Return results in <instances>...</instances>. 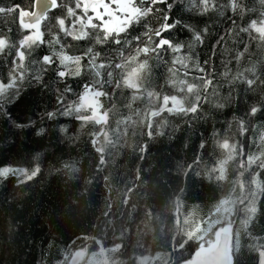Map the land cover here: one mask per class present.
Listing matches in <instances>:
<instances>
[{"label":"trees","instance_id":"obj_1","mask_svg":"<svg viewBox=\"0 0 264 264\" xmlns=\"http://www.w3.org/2000/svg\"><path fill=\"white\" fill-rule=\"evenodd\" d=\"M30 3L0 0L6 8L28 9ZM65 3L74 7L72 0ZM167 3L173 4L170 11L164 3L154 6L152 14L121 34L120 45L112 38L97 44L95 35L75 41L58 27L50 32L46 25H55L56 18L71 24L66 7L42 22L44 43L30 59L39 61L63 45L66 54L83 57L81 73L61 79L56 72L63 68L55 57L51 66H29L26 59L25 80L8 90L0 112V168L30 172L39 167L40 172L22 184L13 175L0 178V264H68L77 250L83 253L81 262L102 253L98 264H139L145 257L153 258L151 264H185L228 224L234 264H257V251L264 248V170L257 167L264 164V40L254 30L240 29L251 20L258 26L264 20V0H241L243 11L236 12L228 0H210L216 7L207 11L200 0ZM165 12L169 23L181 22L164 33L184 45L179 53L165 48L159 54L137 55L146 40L123 43L142 35L146 26L159 27ZM194 32L201 33V42L194 41ZM0 33L16 46L28 34L20 31L16 13L0 15ZM55 35L59 44L53 43ZM89 47L100 54L97 64L112 65L101 70L102 86L93 83L89 57L84 56ZM184 55L192 57L187 77L185 69L172 63ZM14 59L15 48L0 54V83L10 82ZM145 60L140 90L125 87L124 77ZM117 63L124 67L115 68ZM173 67L178 69L175 77L169 71ZM108 71L113 73L110 83ZM200 76L213 83L204 89L203 81L194 79ZM174 78L199 86L198 112H165L153 118L163 95L183 97L170 83ZM246 79L256 83L249 87ZM85 85L106 93L99 98L98 111L106 113L99 124L77 118L91 115L90 110L66 114L80 103ZM134 95L139 99L133 100ZM253 106L261 108L255 116L249 115ZM241 120L248 128L244 135L239 134ZM147 123L153 126L151 136ZM225 139L228 148L221 146ZM214 217L218 221L212 232L200 229Z\"/></svg>","mask_w":264,"mask_h":264},{"label":"snow or ice","instance_id":"obj_2","mask_svg":"<svg viewBox=\"0 0 264 264\" xmlns=\"http://www.w3.org/2000/svg\"><path fill=\"white\" fill-rule=\"evenodd\" d=\"M74 2V7L68 6L65 3V0H61L58 3V0H31L28 10L21 8L19 5H14L11 7L0 6V15L6 13H16L18 20V27L21 32L27 31V35L19 40L18 46L10 44L9 38H6L2 33H0V54H4L6 49L15 48V59L13 60V68L10 73V82L8 84L0 83V112L3 111V105L8 100V90L17 88V81L23 82L28 73V66L25 65V60H29V66H34L37 63L43 66H51L55 63L54 57L59 61V65L63 70H57L56 75L63 79L69 75L79 76L81 73L80 62L82 56H71L66 54L63 51V45H61V51L53 52L51 55L45 54L39 61L31 60V56L36 48H39L41 44L44 43L43 36L44 33L41 31V23L48 19V13L51 10L66 7L67 18H73L71 24L66 26V18H56L55 25L48 27L51 32L53 27H58L59 32L63 33L66 37H71L72 40L79 41L90 38V36L95 35V43L103 44L107 43L110 38L113 39V43L120 45L122 43L120 36L121 34L127 33L129 28L133 24H138L140 21L148 17L154 11V6L164 3L167 5V9L170 11L173 7V4L167 3V0H72ZM200 4L203 6V10L207 11L209 6L216 7L214 3L210 4V0H200ZM228 7L236 12L237 10L243 11L241 8V0H228ZM79 10V14L77 13ZM156 12H160V9H155ZM91 13V14H89ZM170 16L167 12L162 14L163 23L159 24V27L153 29L146 26V31L142 35H138L132 38V40L125 39L124 44H131L133 40L143 43L145 40L147 43H144L143 47H138L136 49L137 55L143 53L148 55L159 54L161 50L168 48L171 49L173 53H179L183 44H174L173 41L164 36V33L169 32L172 29H175L178 25L181 24L179 20H175L172 23H169ZM184 27H188L185 25ZM254 30L255 33L259 34L261 40H264V20L258 22L257 20H251L247 27L240 29V31L248 33ZM206 31V29H205ZM8 32H11V29H8ZM193 39L196 42L202 41V36L200 32L193 33ZM223 39V37L221 38ZM53 43L59 44L60 37L55 35L53 37ZM99 53L93 52V48L89 47L84 56L89 57V68L94 73L95 85H101L104 83L101 77V70L111 67L112 65L105 64L103 62L97 64L96 60L99 57ZM136 57H132L131 60L135 61ZM192 57L190 55L178 56L173 60L174 66H179L180 68L185 69L184 75L187 77L189 75L188 61ZM18 61V63H17ZM74 64L75 68L70 70L69 65ZM148 66L147 60L140 63L136 68H133L127 75L124 77L123 84L125 87L139 91L141 88L138 80L140 79V73L145 70ZM115 68L121 69L124 67L123 64L117 63L114 65ZM200 73H204L205 69L196 65ZM43 70V69H41ZM172 72L173 77L176 76L178 69L173 67L169 69ZM113 73L111 71L107 72L109 80L111 82V77ZM227 75V73H225ZM39 76H36V79H39ZM243 78V73L241 77ZM194 79L203 81L204 89H207L209 85L213 83L211 79H206L204 76L196 77ZM246 84L251 87L256 81L253 79H246ZM174 88L178 92L183 93V97L180 98L177 95H163L162 102L160 103L158 109L152 111L151 116L160 117L162 113L170 114H195L198 112L200 107L201 96L199 95V86L196 83H189L187 79L177 80L173 79L170 81ZM119 86V85H117ZM84 94L80 97V103L75 105L73 108L67 110L66 114H71L72 111L80 112L81 109L90 110L91 115H81L77 118L85 122L94 121L95 123H101L102 119L106 116V113L100 114L98 109L101 107L99 103V98L106 95V93L94 90L92 85H85ZM71 89L69 88L68 91ZM15 93H13L14 95ZM156 96L157 99H161L158 94L153 92H147L148 97ZM189 97H193L192 100H189ZM139 99L138 96H133V100ZM187 103V106L185 104ZM221 107L223 105H220ZM261 108L253 106L250 109L249 115L255 116ZM49 117H52L54 114L49 113ZM152 124L147 123L146 128L148 129L147 134L151 136ZM240 135H244L248 132V128L245 126L243 120L239 122ZM41 131H43L41 129ZM203 146V145H202ZM223 148L229 147V140L225 139L221 145ZM235 147V145H233ZM243 150V147L241 146ZM250 161L253 160V157L246 156ZM259 159V158H257ZM257 167L260 170H264V164H257ZM40 172L39 167H35L30 172L24 168H14V167H3L0 168V178H7L9 175L19 177V184L31 181L37 174ZM259 175V172L257 173ZM22 178V179H21Z\"/></svg>","mask_w":264,"mask_h":264},{"label":"water","instance_id":"obj_3","mask_svg":"<svg viewBox=\"0 0 264 264\" xmlns=\"http://www.w3.org/2000/svg\"><path fill=\"white\" fill-rule=\"evenodd\" d=\"M232 237L233 229L231 224L220 227L216 238L209 244L200 245L193 252L191 259L185 264H234L235 258L231 245ZM81 254V251H76L68 264H78ZM257 264H264V248H260L257 251Z\"/></svg>","mask_w":264,"mask_h":264},{"label":"rangeland","instance_id":"obj_4","mask_svg":"<svg viewBox=\"0 0 264 264\" xmlns=\"http://www.w3.org/2000/svg\"><path fill=\"white\" fill-rule=\"evenodd\" d=\"M89 14H91V13H89ZM199 219H200V223H201L202 218H199ZM217 221H218L217 218L214 217L212 219L206 220L205 225L200 224L199 222L197 224H200V229H204V232L207 233L208 231L212 232V230H210V229L215 227V225L217 224ZM99 257H102V253H98V256L91 255V256L85 258L79 264H98L100 262V261H98ZM151 262H153V258H150V259L148 258L147 261L143 260L140 264H151Z\"/></svg>","mask_w":264,"mask_h":264},{"label":"flooded vegetation","instance_id":"obj_5","mask_svg":"<svg viewBox=\"0 0 264 264\" xmlns=\"http://www.w3.org/2000/svg\"><path fill=\"white\" fill-rule=\"evenodd\" d=\"M143 260L147 261V260H148V257L141 258L140 261H139V264H140Z\"/></svg>","mask_w":264,"mask_h":264}]
</instances>
